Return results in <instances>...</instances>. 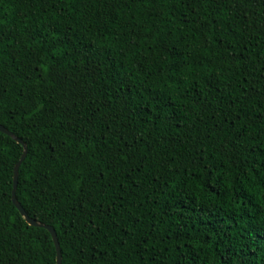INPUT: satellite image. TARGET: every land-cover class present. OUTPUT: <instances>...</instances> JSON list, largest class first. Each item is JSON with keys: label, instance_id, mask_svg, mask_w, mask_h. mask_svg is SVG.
<instances>
[{"label": "trees", "instance_id": "1", "mask_svg": "<svg viewBox=\"0 0 264 264\" xmlns=\"http://www.w3.org/2000/svg\"><path fill=\"white\" fill-rule=\"evenodd\" d=\"M0 124L63 264H264V0H0ZM23 153L0 264H57Z\"/></svg>", "mask_w": 264, "mask_h": 264}, {"label": "water", "instance_id": "2", "mask_svg": "<svg viewBox=\"0 0 264 264\" xmlns=\"http://www.w3.org/2000/svg\"><path fill=\"white\" fill-rule=\"evenodd\" d=\"M0 132L12 137L18 143H20L24 146V153H23L20 161L17 163V165L15 167V171H14V190H13V194H12V201H13L14 205L16 206V208L20 211L21 215L26 219V221L30 225L35 226V227L46 228L51 233L53 240H54V243H55V246L57 248V264H63L62 250H61V246H60V242H59V238H58L56 230L51 226L42 224V223L38 222L37 220L31 219L17 199V188H18V183H19V171H20L21 165L23 164V162L25 161V159L27 157L28 147L20 138L16 137L12 132H10L7 128H5L1 124H0Z\"/></svg>", "mask_w": 264, "mask_h": 264}]
</instances>
